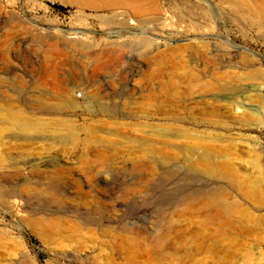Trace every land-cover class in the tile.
Listing matches in <instances>:
<instances>
[{"label":"rangeland","instance_id":"1","mask_svg":"<svg viewBox=\"0 0 264 264\" xmlns=\"http://www.w3.org/2000/svg\"><path fill=\"white\" fill-rule=\"evenodd\" d=\"M0 264H264V0H0Z\"/></svg>","mask_w":264,"mask_h":264},{"label":"bare ground","instance_id":"2","mask_svg":"<svg viewBox=\"0 0 264 264\" xmlns=\"http://www.w3.org/2000/svg\"><path fill=\"white\" fill-rule=\"evenodd\" d=\"M211 208L213 209H216V210H219V205H218V201H217V198L214 199V202H211V204L209 205ZM159 244V243H158Z\"/></svg>","mask_w":264,"mask_h":264},{"label":"trees","instance_id":"3","mask_svg":"<svg viewBox=\"0 0 264 264\" xmlns=\"http://www.w3.org/2000/svg\"><path fill=\"white\" fill-rule=\"evenodd\" d=\"M53 7L56 8V9H58V10H63V8L60 7V6H53Z\"/></svg>","mask_w":264,"mask_h":264}]
</instances>
